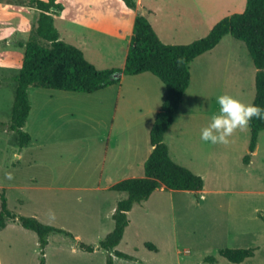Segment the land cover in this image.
Wrapping results in <instances>:
<instances>
[{
  "label": "rangeland",
  "instance_id": "374dc122",
  "mask_svg": "<svg viewBox=\"0 0 264 264\" xmlns=\"http://www.w3.org/2000/svg\"><path fill=\"white\" fill-rule=\"evenodd\" d=\"M61 38L79 47L99 69H124L136 9L123 0H59ZM161 39L187 44L206 36L222 18L242 13L247 0H136ZM39 11L29 0H0V210L1 196L22 216L63 229L51 233L45 264H264V131L251 151V127L225 145L205 144L200 131L219 110L216 96L245 103L256 97L257 69L246 44L227 35L191 64L192 81L175 122L165 134L172 159L200 175V192L159 187L129 212L130 224L115 250L99 248L114 228L125 193L109 185L143 176L150 131L166 87L152 73L126 75L119 85L93 93L30 87L32 111L19 149L11 123L14 77L20 72ZM152 121V122H151ZM250 155L249 163L245 157ZM12 174V179L7 174ZM80 243L95 247L93 252ZM152 245L154 248H150ZM255 249L242 263L221 250ZM38 235L18 220L0 230V264H41Z\"/></svg>",
  "mask_w": 264,
  "mask_h": 264
},
{
  "label": "trees",
  "instance_id": "16d2710c",
  "mask_svg": "<svg viewBox=\"0 0 264 264\" xmlns=\"http://www.w3.org/2000/svg\"><path fill=\"white\" fill-rule=\"evenodd\" d=\"M29 1L39 11L36 35L48 45L33 40L19 43L25 47V55L20 72L14 77L17 85L11 123L8 125L17 136L19 149L29 145L32 140L30 133L24 129L32 110L30 87L93 93L118 85L122 74L138 75L147 72L159 77L166 87L161 110L156 115L150 132L153 150L145 163L144 176L123 179L110 188L126 194V197L118 201L113 213V230L99 245V248L112 252L122 241L130 224L129 212L135 205L148 200L159 187L195 192L204 188L203 178L174 161L164 141L191 84V63L198 56L214 49L227 35L243 41L257 69L256 97L253 104L264 107V0H247L242 13L222 18L206 36L187 44L164 42L148 15L137 10V1L123 0L129 8L137 11L124 69H99L86 58L83 50L61 38L55 22V17L64 10L59 0ZM250 127V148L254 152L259 136L264 131V121L254 119ZM250 158V155L245 157L246 163H249ZM261 218L264 221V215ZM15 220L38 235L43 255L41 264H45V248L49 243V235L55 232L70 234L63 229L44 224L35 217L13 213L9 209L7 196L3 193L0 230ZM149 247L154 248L152 245ZM80 248L88 252L95 250L94 246L85 243H80ZM115 253L121 258L131 259L124 252L115 250ZM220 253L230 262L242 263L255 255V249L226 248ZM205 260L210 264H217L213 256H208ZM107 264H114L112 256H109Z\"/></svg>",
  "mask_w": 264,
  "mask_h": 264
},
{
  "label": "clouds",
  "instance_id": "9594fccd",
  "mask_svg": "<svg viewBox=\"0 0 264 264\" xmlns=\"http://www.w3.org/2000/svg\"><path fill=\"white\" fill-rule=\"evenodd\" d=\"M219 110L212 115L210 122L200 131V140L210 145H229L234 133L249 127L255 120L264 121V107L253 103H245L231 94L216 96ZM12 179V174H7Z\"/></svg>",
  "mask_w": 264,
  "mask_h": 264
},
{
  "label": "crops",
  "instance_id": "0c3cea01",
  "mask_svg": "<svg viewBox=\"0 0 264 264\" xmlns=\"http://www.w3.org/2000/svg\"><path fill=\"white\" fill-rule=\"evenodd\" d=\"M137 4H138V3H137ZM136 15H137V11L135 12V15H134V18H133L134 20H132L133 23H135ZM148 17H149V16H148ZM133 28H134V24H133V26H132L131 37H132V34H133ZM155 30H156V29H155ZM157 33H158V32H157ZM225 37H226V36H225ZM225 37H224V38H225ZM224 38H223V39H224ZM218 46H219V45H218ZM212 50H213V49H212ZM191 64H192V63H191ZM191 69H192V67H191ZM147 73H148V72H147ZM191 73H192V70H191ZM143 74H145V73H142V75H143ZM123 79H124V74H122L121 82L123 81ZM191 81H192V78H191ZM121 82H120V83H121ZM120 83H119V84H120ZM119 84H118V85H119ZM190 85H191V84H190ZM114 86H115V85H114ZM111 87H112V86H111ZM189 87H190V86H189ZM188 89H189V88H188ZM188 89H187V90H188ZM165 93H166V92H165ZM186 93H187V91H186ZM185 96H186V94H185ZM185 96H184V98H185ZM30 97H31V96H30ZM164 97H165V94H164ZM164 97H163V101H164ZM183 101H184V99H183ZM182 103H183V102H182ZM161 107H162V105H161ZM161 107H159V108L156 110V115L160 112ZM31 111H32V110H31ZM30 115H31V114H30ZM156 115H155V117H156ZM151 122H152V121H151ZM174 122H175V121H174ZM153 124H154V122H153ZM153 124H152V125H153ZM152 127H153V126H152ZM152 127H151V129H152ZM150 132H151V131H150ZM166 133H167V132H166ZM164 141H165V137H164ZM168 147H169V146H168ZM152 150H153V146L151 145V147H150V151L152 152ZM151 152H150V154H151ZM169 152H170V151H169ZM150 154H149V155H150ZM148 157H149V156H148ZM147 159H148V158H147ZM146 161H147V160H146ZM144 169H145V166H144ZM143 176H144V175H143ZM132 177H137V176H134V175H133V176H129V177H126V178H132ZM138 177H142V176H138ZM126 178H123V179H126ZM123 179H122V180H123ZM119 181H121V180H119ZM119 181H118V182H119ZM116 183H117V182H116ZM116 183H114V184H116ZM114 184L109 185L108 188L110 189L111 186H113ZM121 199H122V198H121ZM119 200H120V199H119ZM119 200H118V201H119ZM117 203H118V202H117ZM116 207H117V205H116ZM116 207H115V209H116Z\"/></svg>",
  "mask_w": 264,
  "mask_h": 264
},
{
  "label": "water",
  "instance_id": "95a60500",
  "mask_svg": "<svg viewBox=\"0 0 264 264\" xmlns=\"http://www.w3.org/2000/svg\"><path fill=\"white\" fill-rule=\"evenodd\" d=\"M117 76H120V74H117Z\"/></svg>",
  "mask_w": 264,
  "mask_h": 264
}]
</instances>
